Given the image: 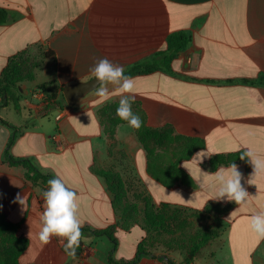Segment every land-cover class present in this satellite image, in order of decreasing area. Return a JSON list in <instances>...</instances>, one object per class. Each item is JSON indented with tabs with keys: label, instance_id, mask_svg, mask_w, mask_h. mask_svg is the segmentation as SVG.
Segmentation results:
<instances>
[{
	"label": "crops",
	"instance_id": "crops-1",
	"mask_svg": "<svg viewBox=\"0 0 264 264\" xmlns=\"http://www.w3.org/2000/svg\"><path fill=\"white\" fill-rule=\"evenodd\" d=\"M0 9L9 16L0 25V79L17 55L33 73L32 79L17 84L9 100L0 94V118L8 123L0 121V211L17 227L16 236L27 241L19 264H111V253L115 261L130 263L140 246L149 256L137 264H264V239H257L249 227V218L264 211V176L249 184L252 166L235 163L251 196L238 206L213 199L216 189L208 186L212 180L200 172L229 168L212 170L211 160L241 154L246 146L264 155V0H0ZM177 32L189 33L192 42L169 68L133 72L162 61L157 54ZM103 57L134 78L132 111L141 112L148 127L203 142L179 163L195 188L181 183L167 188L153 179L147 152L127 123L116 127V146L109 152L102 111L119 104L113 85H108L112 95L106 101L93 91L68 105L64 87L95 79L91 69ZM59 130L65 145L60 151L53 141ZM9 145L13 156L31 158L77 193L81 229L114 227L117 248L108 236L85 234L81 253L70 257L63 249L65 239L41 243L42 193L47 189L34 186L25 168L7 162ZM113 160L123 176L132 169L138 186L158 207L168 205L189 216L207 214L209 205L228 208L218 216L208 214L217 220L213 238L192 255V242L183 248L171 245L175 229L166 234L165 246L154 241L159 234L148 232L143 222L120 228L113 195L96 172ZM18 193L25 198L23 204L16 200ZM135 230L139 235L124 252L123 244Z\"/></svg>",
	"mask_w": 264,
	"mask_h": 264
},
{
	"label": "trees",
	"instance_id": "trees-1",
	"mask_svg": "<svg viewBox=\"0 0 264 264\" xmlns=\"http://www.w3.org/2000/svg\"><path fill=\"white\" fill-rule=\"evenodd\" d=\"M8 14L0 9V25L8 21ZM192 42V37L187 32H177L170 35L167 39V49L161 53H158V58L163 59L159 62H153L145 64L144 66L137 68L133 71L135 73L148 74L158 70L159 68H169L171 62L175 56L186 50ZM21 55L13 57L7 67L3 70L0 79V94L10 99L13 90L17 84L25 79H32L33 73L27 66V63L22 59ZM260 83L264 85V78L260 80ZM119 104H115L106 107L102 113L107 119L105 121L106 128L105 132L109 136L112 144L109 151L112 152V148L116 146L115 131L119 124L127 123L119 119L116 115L112 117V114L116 113V109ZM143 121V125L139 130H136L137 137L141 144L144 146L147 152L148 158V173L149 175L161 183L167 188H172L176 184H184L191 188H195L196 185L193 179L179 167L181 160L190 158L193 153L204 146L203 142L199 139L186 138L183 136H175L170 130L158 131L154 130L146 125L145 116L139 112H134ZM4 124H8L6 121L0 118ZM18 132L15 133L17 138ZM11 139L10 144L14 141ZM115 148V147H114ZM241 154H231L227 156H217L211 160L210 167L212 170H216L221 165H231L237 162H247V159L241 160ZM6 160L11 166H21L27 170V179L34 186H41L45 189L48 188V180L56 178L54 175L47 173L40 169L31 158H17L10 153V145L6 151ZM97 174L105 179L109 191L113 195L112 205L117 215L120 216L119 226L123 230H129L132 226L139 222H143V226L150 233H158L160 235L173 234V229H175V223L177 220L176 216L172 213L181 212L178 209H171L168 205H161L158 207L153 199L147 195L142 200L144 201V209L142 218H139L138 213L135 211L133 205H128L126 203V196L124 189L126 183L122 177L115 173L113 170L97 169ZM228 208H223L217 205H209L206 208L208 213H225ZM167 213V214H166ZM0 218L2 219L4 225L13 231V241L16 245L13 251H9L10 261L8 264H19L18 258L21 252L27 247V241L19 239L16 236L17 227L5 221L2 212L0 211ZM174 223V225H173ZM83 235L91 236H108L114 245V250L118 246V241L114 235V227H110L100 231H94L89 228L81 229ZM214 233H211V237L200 238L197 245H195L191 254L194 255L199 248L207 244L212 238ZM113 253L110 255L111 264H137L141 257L149 256V254L143 251V247H139L136 258L130 263H120L114 260ZM169 264H173L170 262Z\"/></svg>",
	"mask_w": 264,
	"mask_h": 264
},
{
	"label": "clouds",
	"instance_id": "clouds-1",
	"mask_svg": "<svg viewBox=\"0 0 264 264\" xmlns=\"http://www.w3.org/2000/svg\"><path fill=\"white\" fill-rule=\"evenodd\" d=\"M98 86L94 88L95 94L102 101L108 100L112 92L108 85H113V91L120 96L119 106L116 115L119 119L126 121L128 126L139 130L143 121L132 111V103L135 99L134 78L125 75L124 67L114 64L107 57L95 61L91 69ZM246 151L241 152L240 159H247L252 166V173L248 180L253 184V179L264 176V155L257 153L251 147L246 146ZM238 147L236 151H240ZM202 176H208L212 180L209 187L214 186L216 195L213 199L227 200L236 205H245L251 197L242 184V173L238 166L232 163L229 168H220L215 173L207 174L200 170ZM48 188L43 191V211L40 216L41 228L38 238L44 245L51 243L53 237L65 239L63 244L65 253L70 257H75L77 249L82 241L83 233L78 219V195L69 189L60 177L48 180ZM204 187V182L201 180ZM24 199L18 193L16 200L23 204ZM249 227L256 235L257 239H264V211L252 215L249 218Z\"/></svg>",
	"mask_w": 264,
	"mask_h": 264
},
{
	"label": "rangeland",
	"instance_id": "rangeland-1",
	"mask_svg": "<svg viewBox=\"0 0 264 264\" xmlns=\"http://www.w3.org/2000/svg\"><path fill=\"white\" fill-rule=\"evenodd\" d=\"M112 144V142H111ZM115 147V146H114ZM114 147L112 148V152L114 150ZM110 152V151H109ZM111 152V153H112ZM113 155V154H112ZM112 165L109 166L105 170H113L115 173H118L124 182L126 183L124 193H125V200L128 205L135 206L134 209L138 213L139 218H142L143 209L145 207L144 201L142 200L144 197L147 196V193L143 191L137 184L136 178L133 174V171L131 168L125 170L124 176L121 174V171L119 169V166L113 162H111ZM123 173V172H122ZM167 214V213H166ZM174 216H176L177 220L175 223V237L172 238L171 245L175 247H185L187 243L192 242L193 247L197 245L200 238L211 237V233H214V230L212 228L214 223H217L216 219L211 220L210 216H208V213L203 216L198 215H188L186 213L181 212H174L172 213ZM221 212L214 213V215H220ZM174 225V223H173ZM13 231L8 229L2 219L0 218V264H8L10 261V256L8 253L9 251H13V248L15 247L16 243L13 241ZM139 230H135L132 234V236L128 237V240L123 244V251L129 252L130 247V241L133 238L138 237ZM154 241H160L162 244L167 246L166 241V235H158Z\"/></svg>",
	"mask_w": 264,
	"mask_h": 264
},
{
	"label": "water",
	"instance_id": "water-1",
	"mask_svg": "<svg viewBox=\"0 0 264 264\" xmlns=\"http://www.w3.org/2000/svg\"><path fill=\"white\" fill-rule=\"evenodd\" d=\"M96 86H98V82L93 79L87 82H81L64 87L63 93L68 105L71 107L74 106L79 100L84 98L89 93L93 92ZM83 245L84 242L81 241L76 255H79L81 253Z\"/></svg>",
	"mask_w": 264,
	"mask_h": 264
},
{
	"label": "built area",
	"instance_id": "built-area-1",
	"mask_svg": "<svg viewBox=\"0 0 264 264\" xmlns=\"http://www.w3.org/2000/svg\"><path fill=\"white\" fill-rule=\"evenodd\" d=\"M40 97L42 98V99H44L45 98V95H44V93L42 92V91H40ZM61 117L62 116H58V120L59 119H61ZM53 141H54V143H55V145H56V149L57 150H63L64 148H65V145H64V141H63V139H62V134H61V132H60V130L59 131H57L54 135H53ZM86 255H88L89 254V250L87 249V250H85V252H84Z\"/></svg>",
	"mask_w": 264,
	"mask_h": 264
}]
</instances>
